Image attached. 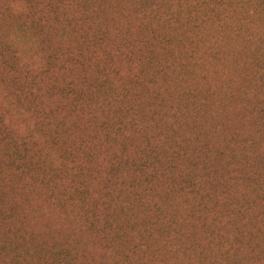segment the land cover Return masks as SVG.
<instances>
[{
    "label": "rangeland",
    "instance_id": "374dc122",
    "mask_svg": "<svg viewBox=\"0 0 264 264\" xmlns=\"http://www.w3.org/2000/svg\"><path fill=\"white\" fill-rule=\"evenodd\" d=\"M0 264H264V0H0Z\"/></svg>",
    "mask_w": 264,
    "mask_h": 264
}]
</instances>
